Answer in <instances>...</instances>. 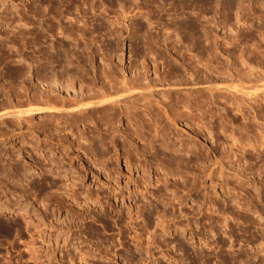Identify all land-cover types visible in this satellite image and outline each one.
Listing matches in <instances>:
<instances>
[{"label":"rangeland","instance_id":"374dc122","mask_svg":"<svg viewBox=\"0 0 264 264\" xmlns=\"http://www.w3.org/2000/svg\"><path fill=\"white\" fill-rule=\"evenodd\" d=\"M2 55L0 264H264V0H0Z\"/></svg>","mask_w":264,"mask_h":264},{"label":"bare ground","instance_id":"6f19581e","mask_svg":"<svg viewBox=\"0 0 264 264\" xmlns=\"http://www.w3.org/2000/svg\"><path fill=\"white\" fill-rule=\"evenodd\" d=\"M6 59V57L5 56H3L2 55V57H0V63L2 62V61H4ZM197 66V65H196ZM10 71V70H9ZM10 73V76L12 77V78H15V79H17V78H21V75L24 73L23 72V70L20 68H14L13 70L11 69V71L9 72ZM98 73V72H97ZM107 75V74H106ZM54 76L55 75H53L52 77H53V79H54ZM52 77H51V79H52ZM56 77V76H55ZM111 79H112V77H110ZM23 78H21V80H22ZM52 79V80H53ZM111 79H110V83H111ZM108 80V79H107ZM56 82V80H53V82ZM104 81H105V79H104ZM109 81V80H108ZM23 84H24V82H22ZM120 83H122V90H124L125 91V88H126V84H128V83H126L124 80L123 81H120ZM22 84V85H23ZM51 85H52V83H50ZM113 83H111V84H109L108 86L110 87V85H112ZM56 85V84H55ZM54 84L52 85V87L55 89V87L57 86H55ZM114 85V84H113ZM132 85H133V83H132ZM127 86L128 87V89L131 87H133V86ZM23 87V86H22ZM112 87V86H111ZM110 87V88H111ZM20 88V87H19ZM92 88V87H91ZM21 89V88H20ZM57 90H58V87L56 88ZM60 90V89H59ZM119 90H120V88H119ZM19 92V91H18ZM77 92V91H76ZM112 92V91H111ZM64 93V92H63ZM129 93V92H128ZM34 94V93H33ZM66 94V93H65ZM77 94V93H76ZM75 94V95H76ZM105 94L106 93H104V95H102V93H101V95L102 96H104V97H106L105 96ZM67 95V94H66ZM74 95V94H73ZM107 95V94H106ZM77 96V95H76ZM79 96V95H78ZM97 96V95H96ZM101 96V97H102ZM90 97H93V96H89V98ZM104 97H102L101 98V100H96V101H94V102H91V101H87L86 102V100H84V102H80V101H78V100H74V98H73V100H70L71 99V97L70 98H67V99H61V100H59L58 98H52L53 100H51V98H49V97H47V98H45V99H43V101L45 102V103H47L48 105L46 106V108H38V106H36L38 109H40L41 111H48V113H51L52 114V112L53 111H59V110H61L62 108H65V109H70V110H75L76 108H78V110H80L81 108L83 109H90L91 107L90 106H92V105H95V104H100V105H104V103L103 102H105V101H108V102H115V100H116V98L114 99H112V98H104ZM63 98V97H62ZM204 99V98H203ZM92 100V99H91ZM185 100V99H184ZM26 101V100H25ZM43 101H41V102H43ZM59 101V103H60V106H56V105H51V103L52 102H58ZM93 101V100H92ZM78 102V103H77ZM74 105H72V104ZM112 103V104H113ZM76 104V105H75ZM118 104V103H117ZM72 105V106H71ZM18 106V105H17ZM66 106H68L67 108H66ZM134 106V105H133ZM7 107V106H6ZM42 107V106H41ZM98 107V106H97ZM33 108V107H32ZM103 108V110H104V113H107L108 115H111V116H109L110 118H109V120H113V118L115 117V112H112V110H113V108H114V106H113V108H112V105H111V108L108 106V108H106V107H102ZM122 108V107H121ZM142 108V107H141ZM182 108H184L185 109V113H189V111L191 110V108H190V106L186 103V104H182ZM30 109V108H29ZM65 109H63V110H65ZM132 109V108H131ZM101 110V109H100ZM118 110V109H117ZM126 110H128V108H126V109H124L123 110V108L122 109H120L119 110V113H123L124 111L126 112ZM38 111V110H37ZM77 111V110H76ZM89 111V110H88ZM31 112V110H26V111H8V112H6V113H4L3 115L4 116H8L9 117V115L11 116V115H16L17 116V118H19V119H23L24 120V118H26L25 116H23V114L24 113H30ZM93 113V112H92ZM112 113H114V114H112ZM135 113V112H134ZM1 114H2V112H1ZM0 114V115H1ZM3 115L2 116H0V117H3ZM60 115V114H59ZM107 115V116H108ZM122 115V114H121ZM106 120V119H105ZM110 121V123H112L113 121ZM149 120V119H148ZM25 121V120H24ZM108 121V120H107ZM107 121L104 123V124H108L107 123ZM109 122V121H108ZM1 135H3V134H1ZM40 151V150H39ZM41 151H43V150H41ZM41 153V152H40ZM51 154V153H50ZM49 158V157H48ZM49 161H50V163H52L53 165H55L54 163V158L53 157H50V159H49ZM214 163V162H213ZM51 164V165H52ZM46 170V169H45ZM49 170V169H48ZM51 172V171H50ZM53 172V171H52ZM28 172H27V170H25V172H22V176L24 177V178H26V177H28L27 174ZM57 172H53L52 173V175L54 174H56ZM39 174V173H38ZM58 174V173H57ZM33 176V175H32ZM26 179H29L28 181H30L31 179H30V177H28V178H26ZM25 179V180H26ZM55 179V178H54ZM57 179V178H56ZM27 182V181H26ZM28 184H29V182H27ZM31 184H29L30 186H32V187H34V185H35V183L36 182H30ZM45 183V182H44ZM49 184H53V182H50ZM39 185H41L42 186V184H39ZM41 186L39 187V188H41ZM70 186V185H69ZM36 187H37V185H36ZM44 187V186H43ZM37 189V188H36ZM68 195V194H67ZM98 201V200H97ZM77 203V202H76ZM16 203H14V205H15ZM19 204V203H18ZM17 204V206H15L13 209L12 208H10L8 205L9 204H7V203H4V202H0V212H3L4 214H12V215H14V214H17V215H20L23 219H26V218H29V210L27 211V206L26 205H21V203L18 205ZM11 205V204H10ZM89 206V205H88ZM31 211V210H30ZM31 214V213H30ZM33 214V213H32ZM19 216V217H20ZM31 217H33V216H31ZM30 217V218H31ZM39 218V217H38ZM7 219V218H6ZM0 220V226H3V227H7V225H6V223H8L7 222V220ZM36 220H34L33 218H31L30 220H28V221H25V223H24V226H23V228H24V230L26 229V232H28L30 229V227L32 226V227H36V226H39L38 224H40L41 222H42V220L41 219H37V218H35ZM36 221V222H35ZM41 221V222H40ZM16 223V222H15ZM53 223V222H52ZM52 225V224H51ZM57 225V224H56ZM20 226H21V224H20ZM20 226H19V223L17 224V226H16V229L15 228H13L14 230H16V232H17V235L19 234V233H21L20 232ZM40 226H42V224L40 225ZM43 227V226H42ZM46 227V226H45ZM48 227H49V225H48ZM51 227V226H50ZM49 227V228H50ZM52 227H54V224L52 225ZM57 227V226H56ZM59 227V226H58ZM1 229H2V227H0ZM5 229V228H4ZM40 229V228H39ZM61 230V229H60ZM59 233V232H58ZM60 233H61V231H60ZM24 234V233H23ZM16 235V236H17ZM20 235V234H19ZM50 235V234H49ZM56 235V234H55ZM21 236V235H20ZM30 236V238H32L31 236L32 235H29ZM38 237V236H37ZM43 237V236H42ZM52 237V236H51ZM68 237V236H67ZM19 238V237H18ZM21 238V237H20ZM29 238V239H30ZM59 238V237H58ZM53 239H54V237H53ZM50 239H48V241H49ZM52 240V239H51ZM55 240V239H54ZM58 239L56 238V241H57ZM53 241V240H52ZM67 241V240H66ZM45 242V241H44ZM32 243V242H31ZM56 243H58L59 244V242H56ZM33 245H35L34 243H32ZM31 244V246H29L28 248H25V249H27V260H33V261H35V262H40V261H44V259L42 258L41 259V257H42V255H41V253L44 251H42V250H39L37 247H35V246H33ZM61 244V243H60ZM11 245V244H10ZM48 248V247H47ZM47 251V250H46ZM14 253V252H13ZM46 253V252H45ZM12 254V253H11ZM19 255V254H18ZM47 255V254H46ZM49 255V254H48ZM44 257V256H43ZM10 259V258H9ZM20 259H22V257H20L19 259H18V261L19 262H21L20 261ZM17 260V259H16ZM15 260V261H16ZM23 260V259H22ZM25 260V259H24ZM26 260V261H27ZM49 260V259H48ZM17 261V262H18ZM25 261V262H26ZM6 262V261H5ZM13 262V261H12ZM46 262V261H45ZM7 263V262H6ZM9 263H11V261L10 262H8L7 264H9ZM22 263H24V262H22ZM17 264V263H16ZM45 264V263H44Z\"/></svg>","mask_w":264,"mask_h":264}]
</instances>
